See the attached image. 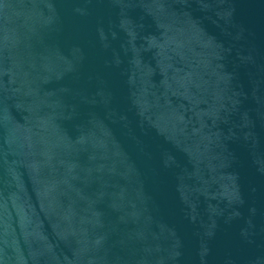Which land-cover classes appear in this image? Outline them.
Returning a JSON list of instances; mask_svg holds the SVG:
<instances>
[{
	"label": "water",
	"instance_id": "water-1",
	"mask_svg": "<svg viewBox=\"0 0 264 264\" xmlns=\"http://www.w3.org/2000/svg\"><path fill=\"white\" fill-rule=\"evenodd\" d=\"M0 264H264V0H0Z\"/></svg>",
	"mask_w": 264,
	"mask_h": 264
}]
</instances>
